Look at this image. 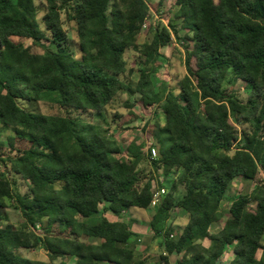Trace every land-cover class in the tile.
Masks as SVG:
<instances>
[{
    "label": "trees",
    "instance_id": "trees-1",
    "mask_svg": "<svg viewBox=\"0 0 264 264\" xmlns=\"http://www.w3.org/2000/svg\"><path fill=\"white\" fill-rule=\"evenodd\" d=\"M45 3L43 30L35 0H0V124L12 129L6 142L16 152L3 158L0 139V161L29 184V194L14 196L11 181L0 177V264H47L22 252L37 248L50 261L75 256L74 264H147L134 248L139 238L129 225L106 217L150 208L156 177H141L143 145L132 141V159L119 157L120 146L102 125L19 104L42 101L101 113L119 93L139 95L144 109L161 107L153 131L159 160L151 165L176 178L150 226L166 254L178 253L177 264H216L234 241L229 264H264V182L222 210L237 177L254 180L264 172V0H175L167 26L142 46L138 38L150 14L146 0ZM62 15L74 25L79 59L67 46ZM182 30L192 47L185 49L179 93L156 90L147 67L134 86L120 79L128 50L158 64L160 47L179 39ZM13 37L49 41L56 50L32 53ZM238 81L246 83V101L229 91ZM232 117L250 130L237 138ZM17 140L29 146L16 150ZM10 205L21 212L18 225L11 222ZM174 209L188 217L176 239L166 225ZM223 220V229L211 233ZM37 224L42 236L33 230ZM160 259L168 264L166 255Z\"/></svg>",
    "mask_w": 264,
    "mask_h": 264
},
{
    "label": "rangeland",
    "instance_id": "rangeland-1",
    "mask_svg": "<svg viewBox=\"0 0 264 264\" xmlns=\"http://www.w3.org/2000/svg\"><path fill=\"white\" fill-rule=\"evenodd\" d=\"M150 8L149 19L146 22V27L142 29L138 44L150 42L154 36L155 31L162 27L167 26L169 19L172 17L175 11V0H166L162 5L159 4V0H146ZM38 9V21L43 30H45L43 24V16L46 10L45 0H35ZM64 29L68 33L69 41L68 48L77 59L81 57L79 42L77 34L74 29V25L66 21L65 16L62 15ZM186 31L180 32V38L173 37L171 42L160 47L161 52L168 53V57H163V60L158 64H151L146 62L138 52L128 50L125 54L127 61V72L120 76V79L130 86H134L139 78V72L141 69L147 67L150 69L152 75V84L156 90L164 89L166 91L172 90L175 93L180 92V81L186 74L184 66L185 49L191 48L190 42L184 39ZM14 42L21 43L25 47L29 48L32 53L41 54L46 51H55L56 47L50 44L49 41L33 42L30 39L13 37ZM192 67H196V60H192ZM230 93L239 98L242 101L248 99V91L246 83L238 81L236 85L229 87ZM19 104L31 111L39 112L47 115H71L74 117H80L86 121L97 123L106 128L109 132V136L112 137L120 146L121 153L119 157H125L127 153V147L132 141H138L144 145V150L150 146L156 147L153 138V131L157 122L161 121L162 111L158 105H153L149 109H144L139 102V95H130L128 93H119L114 101L108 105L101 113L92 112H77L68 111L61 108L57 104L49 102H28L19 101ZM132 104L133 107L129 108L128 105ZM136 106V107H135ZM232 124L236 127V137L241 136L243 130L249 131L250 126L237 123L234 117L231 118ZM13 135L11 128L0 124V139L3 141L4 146L2 148V157L5 158L8 155H13L16 152L13 151L6 142V138ZM235 143V142H234ZM29 146L28 143L22 140H17L16 150H23ZM126 158V157H125ZM142 179L145 177H151L154 173V168L151 165V160L146 158L139 166ZM7 178L12 183V190L14 196L29 194V184L23 180L20 176L11 173L4 164L0 161V177ZM173 179L163 180V184L168 190L172 184ZM264 182V176L259 174L254 180H247L242 177H237L231 187L226 193V197L222 203V210L226 212L229 207V203L239 195H250L253 189L260 183ZM141 216H148L149 212L143 209H137ZM8 212L10 213L12 224L18 225L23 219L20 210L13 205L9 206ZM178 223V224H177ZM179 223L182 220L179 218L177 209L171 211L169 219L166 223L168 227L174 232H177V227H181ZM174 225H177L174 227ZM147 242V241H145ZM159 244H162V238L158 239ZM148 243V242H147ZM42 248L23 250V254L34 256L35 250ZM38 257L45 256V250L37 254ZM61 264L60 259H57L55 263ZM219 264V263H218Z\"/></svg>",
    "mask_w": 264,
    "mask_h": 264
},
{
    "label": "crops",
    "instance_id": "crops-1",
    "mask_svg": "<svg viewBox=\"0 0 264 264\" xmlns=\"http://www.w3.org/2000/svg\"><path fill=\"white\" fill-rule=\"evenodd\" d=\"M159 52L163 57H165V56L168 57V53L163 54L161 52V49H159ZM150 107H152V106H150ZM150 107H148L147 109H149ZM136 143L138 145H143L142 143H139L138 141H136ZM143 147H144V145H143ZM144 153L147 154V150L146 151L144 150ZM125 157L127 159H132L130 154H127ZM147 158L149 159L148 155H147ZM153 173H154V176L156 178L158 177L156 174L157 173L160 174L159 171L157 173L155 171H153ZM260 174H262L264 176V172L262 170H260ZM164 178L166 180H169V179L174 180L176 178V175L170 174L168 176H164ZM232 201L229 203V207L227 208L226 212L229 210V208L232 204ZM137 209L138 208L125 209L119 215H115L111 212H107L106 217L110 221H122V222H125L126 224L129 225L132 232L136 236H138V238H139V241L134 246V248L139 254H143L144 257L147 258V260H148L147 264H163V261L160 259L161 255H166L168 257V264H177L178 260L180 259V255L176 252H174L170 255L169 254L167 255L165 252V247L162 244H159V242H158V239H160V238L155 236V233L150 226V221H151L152 216L155 213L156 208L150 207L149 209L146 210L149 212V217L148 216H141L138 213ZM177 213L179 214V218L182 220V223H179L181 225V227L180 226L177 227V232H174L173 230H171V232L175 233L174 239L178 238L181 235L184 226L188 222V217L182 209H177ZM223 222H224V220L221 222H218L216 225H214L211 228L210 232L216 233V232L222 230L223 225H224ZM176 226L177 225H174V227H176ZM145 241H147L148 243ZM202 243L205 247H209L211 245L210 241L208 239L203 240ZM233 245H234V241H233V243H228L225 246V248L223 250V254L221 255V257L219 258V260L217 261L216 264H218V263L219 264H229L233 260V258H234ZM43 250H45V249L42 248L39 250H35L34 256H30V255H26V254H24V255L28 258L36 259V260L42 261V262L47 263V264L55 263L57 261V260L56 261H50L49 257H48V253L46 250H45V256L44 257H41V258L38 257L37 254ZM59 259L61 261V264H74L76 261L75 256H68V257L59 258ZM108 264H110V263H108Z\"/></svg>",
    "mask_w": 264,
    "mask_h": 264
},
{
    "label": "built area",
    "instance_id": "built-area-1",
    "mask_svg": "<svg viewBox=\"0 0 264 264\" xmlns=\"http://www.w3.org/2000/svg\"><path fill=\"white\" fill-rule=\"evenodd\" d=\"M145 27L146 24H144L143 28ZM147 155L151 161L159 160L158 150L154 146H150L149 148H147ZM159 173V176L151 182L152 201L150 207L152 208H156L161 203L165 195L168 193V189L164 185H162L163 180L165 179L164 175L162 174V169L159 170ZM33 230L38 236L43 235V229L41 227V224H37ZM170 237L174 238L175 233L171 232Z\"/></svg>",
    "mask_w": 264,
    "mask_h": 264
}]
</instances>
